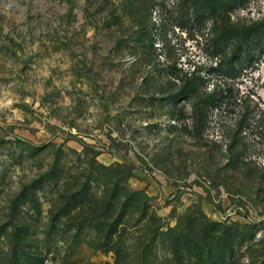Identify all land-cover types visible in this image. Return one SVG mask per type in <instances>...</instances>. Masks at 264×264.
<instances>
[{
	"label": "rangeland",
	"instance_id": "374dc122",
	"mask_svg": "<svg viewBox=\"0 0 264 264\" xmlns=\"http://www.w3.org/2000/svg\"><path fill=\"white\" fill-rule=\"evenodd\" d=\"M230 256L264 264V0H0V264Z\"/></svg>",
	"mask_w": 264,
	"mask_h": 264
},
{
	"label": "trees",
	"instance_id": "16d2710c",
	"mask_svg": "<svg viewBox=\"0 0 264 264\" xmlns=\"http://www.w3.org/2000/svg\"><path fill=\"white\" fill-rule=\"evenodd\" d=\"M212 8H213V10H217L218 8H223V7H221L220 5L215 3V4L212 5ZM134 195H135V198L131 199V201L133 203L130 205V209H129L130 210V212H129L130 214H133L136 210H139L141 205L144 204V206H145V203H141V200L143 199V197L139 196L138 192H135ZM118 225L119 224H117L116 222H113V223L109 224V226L111 227L112 231H115V232L118 231V229H117ZM231 257L232 256H230L229 258H223L222 257L220 259V261H218L216 264H235V261Z\"/></svg>",
	"mask_w": 264,
	"mask_h": 264
}]
</instances>
